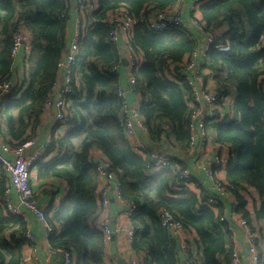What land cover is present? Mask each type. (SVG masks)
<instances>
[{"label": "trees", "instance_id": "obj_1", "mask_svg": "<svg viewBox=\"0 0 264 264\" xmlns=\"http://www.w3.org/2000/svg\"><path fill=\"white\" fill-rule=\"evenodd\" d=\"M180 1L94 0L97 8L85 18L71 94L65 97L69 130L62 136L51 135L48 153L34 167L38 180H59L67 186L65 196L45 214L51 224L59 226L58 234L49 237L50 248L69 250L74 264H105L104 239L94 225L99 173L98 164L89 158L93 148L106 157L122 196L136 205L130 222L141 230L135 232L130 247L135 253L144 252L143 264H178L177 241L158 220L161 209L170 211L186 231L192 230L199 238L198 264H229L220 216L213 211L225 199L213 208L206 205L204 193L196 195L182 187L174 192L172 184L179 171L153 174L147 170L144 158L132 150L120 116L117 91L123 52L108 42L106 19L108 12L122 7L136 20L131 45L143 62L133 67L132 91L140 98L137 108L150 144L161 147L165 142L173 151L187 148L193 91L175 71L197 50V40L189 25L187 31L174 28L155 33L145 18ZM69 10L68 0H0V85L14 83L0 102V121L10 137L7 143L18 145L29 139L27 130L44 112L58 80L57 63L67 47ZM197 12L199 34L213 32L230 44L227 53L208 49L205 54L203 68L208 73L202 77L203 85L210 80L213 92L223 100L231 98L233 106L232 119L208 126L207 138L217 146L230 147L222 169L226 186L236 189L234 210L250 219L243 193L253 189L260 203L255 218L264 220V0H215ZM20 30L31 35V44L27 74L16 81L12 80L13 36ZM114 67H119L117 72L112 71ZM6 189L7 177L0 167V264H24L25 222L8 214L3 202Z\"/></svg>", "mask_w": 264, "mask_h": 264}, {"label": "built area", "instance_id": "obj_2", "mask_svg": "<svg viewBox=\"0 0 264 264\" xmlns=\"http://www.w3.org/2000/svg\"><path fill=\"white\" fill-rule=\"evenodd\" d=\"M215 0H192V12L198 15V8L206 3L213 2ZM74 12L75 22L74 28L70 40L68 41L66 51L62 59L57 63L58 80L53 85L52 91L47 97L44 110H51L53 115V122L57 127H68V104L65 97L71 94V87L73 81V70L76 65L77 57L79 56V45L83 39L85 33V18L90 14V6L88 0H74ZM146 23L150 30L155 33H164L174 28L188 30V25L183 20V13L179 8H175L170 12H156L147 15ZM68 20V19H67ZM109 26L108 42L112 45H116L119 41H124V56L123 59L131 67L130 74L127 79V88L132 91L134 89L135 80L133 76V67L139 65L142 61V57L139 51L131 45V37L133 27L136 24V20L133 19L129 13L122 7L112 11L109 17L106 19ZM199 19L195 16L191 24L199 27ZM200 28V27H199ZM23 30L18 31L13 36V50L12 55L16 53L24 45ZM205 42L204 47L199 52L195 50L188 59L186 65L175 71V75H181L184 77L185 83L193 91L192 97L195 105L200 102L206 110L203 111L199 108L192 109V113L189 116L188 128L190 131L189 140L187 144V150H192L199 144L203 149L207 142L206 126L223 120H230V113L226 112V99H222L218 94L209 90L206 85H203L202 77L207 75L208 71L203 68L205 54L208 49H214L220 53H227L230 50L229 41L223 36L210 32L204 34ZM29 48H24V51H28ZM122 59V60H123ZM119 67L112 68V71L117 72ZM173 75H170V79ZM59 78H62L61 95L57 97L56 94L59 85ZM14 87V83L3 82L0 85V102L8 95ZM117 96L121 99L120 116L123 122L124 134L128 138L134 135V127L137 126L143 134H147L141 118L139 116L137 107H130L124 98V92L122 89H118ZM220 104V105H219ZM61 131H56L55 136H61ZM36 140L29 137L25 142L21 144H10L6 141L0 144V167L3 169L7 177V189L3 195V202L5 203L8 214L18 216L21 214L20 208L27 210L30 215L39 223L45 237L49 238L54 234H58L59 226L51 224L48 221V217L45 214V210L39 207L35 200V189L31 184V175L35 167V164L39 159L48 153V149L51 145V136L48 141L36 149ZM137 148V147H136ZM219 148V147H218ZM140 155L145 160V167L151 173L155 174L165 169H173L174 162L170 154L166 152L150 150L139 151ZM229 158V152L224 156L219 152L215 154L212 162V166L206 169V176L209 181V189L206 193V205L212 206L218 203V200L225 199L231 201V210L225 215H221L218 218L219 223L222 226L229 225L237 227L240 230V236L242 238L241 246H234L230 251L229 264H262V258L259 252V238L254 231L253 227L249 223V220L244 218L241 214L234 210L237 205L235 200V191L233 187H227L223 179L217 177L216 172L221 169L225 162ZM98 164V163H97ZM99 177L102 176V184L97 191L98 198V212L104 210L108 204L107 194L111 190L115 194V200L117 203L124 207L123 215L129 220V224L126 229L123 230L125 241L130 245L132 238L136 231H140L141 227L130 222L131 216L136 210V205L127 201L121 194L119 188V182L116 177L107 172V166L98 164L97 166ZM176 181L172 184V189L177 190L182 185H187L192 181L193 177L189 169H179ZM247 189L243 195H247ZM11 192H14L19 197L18 206H13L10 199ZM97 216V215H96ZM95 216V217H96ZM95 219V218H94ZM158 220L160 226L167 231L171 238H181L186 230L183 224L176 220L173 214L167 209H161L158 212ZM94 225L102 233L104 243L108 244L111 239L122 232L120 226L110 229L107 221L97 219ZM23 239L25 245H28L33 241V235L29 229L23 233ZM54 252L60 254L61 264H74V258L69 250L63 248H54ZM29 260L27 257L24 259ZM127 264H143V261L135 256L128 259Z\"/></svg>", "mask_w": 264, "mask_h": 264}, {"label": "crops", "instance_id": "obj_3", "mask_svg": "<svg viewBox=\"0 0 264 264\" xmlns=\"http://www.w3.org/2000/svg\"><path fill=\"white\" fill-rule=\"evenodd\" d=\"M90 6V14H92L96 8L97 4L94 0H88ZM192 0H181L171 9L166 12H170L175 8H179L183 13V20L187 25H189V31L197 40V50L200 52L204 47L205 36L203 33H198V29L191 24L192 19L197 16L199 19V15L192 12ZM69 17L66 23V43L71 38L74 22H75V12H74V0H68ZM193 13V14H192ZM192 14V16H191ZM110 13L108 12L107 18ZM24 45L22 48L18 50L16 55L13 58L12 71L13 78L12 80L22 81L27 74V60L30 54V44H31V35L28 32H25L24 35ZM124 41H119L116 45L120 48V51L123 52L122 57L124 56ZM29 48L26 52L24 48ZM142 57V56H141ZM142 61L139 63L141 64ZM131 67L127 64L126 67L123 66L118 73L120 75V88L124 92V98L127 104L130 107H137L139 105L140 98L133 91H130L127 88V79L130 74ZM60 88L56 94L57 97L62 96L61 94V85L62 78H59ZM209 90H214V85L209 80L206 85ZM226 112L230 113V119L233 117V106L232 99L229 98L226 100ZM191 109L199 108L203 111L206 110V107L198 102L196 105L194 103L190 104ZM206 126V132L208 126ZM61 131L64 135L69 128L68 127H56L53 122V115L51 110H44V112L40 115L37 124L33 127H29L27 130V135L34 138L36 140V149H40L42 145H44L51 135L56 134V131ZM209 134V133H208ZM61 135V136H62ZM210 137V136H209ZM10 137L8 135V131L2 121H0V144L4 141H9ZM128 142L132 148V150L140 155L139 151H150L156 150L161 152H166L171 155L173 158L174 166L173 170L178 171L180 168L189 169L192 174V181L187 183V185L180 186L177 190L172 189L174 192L180 191L182 188H187L190 192L201 195L202 193L206 194L210 185L206 176V169L212 166L213 158L215 154L219 152L224 156L227 152L230 151L229 146H217L213 143L211 139H207L206 145L203 149L196 142V145L192 150H171L168 145L163 142L161 147H155L150 144V141L147 137V134H143L140 129L135 126L134 127V135L128 138ZM137 147V148H136ZM219 147V148H218ZM89 158L92 162L107 165V159L104 154L98 149L93 148L90 151ZM35 168L32 171L31 175V184L35 189V200L39 207L44 210H47L50 205L56 206L57 203L65 196L67 192V186L62 181L59 180H38L37 175L35 173ZM217 177L219 179L224 180V170L221 168L217 172ZM103 177H99V186L102 184ZM182 187V188H181ZM38 191V192H37ZM108 204L107 207L99 211L97 216L95 217V222L97 219H102L107 221L110 229H114L117 226L122 228V232L118 235L114 236L108 244H105L103 251V260L105 264H127V261L130 257L135 256L138 259L144 261L145 254L144 252H133L130 245L125 241V237L123 234V230L129 224V220L123 215L124 207H121L117 201L115 200V194L113 191H109L107 194ZM175 197V196H173ZM97 198V195H96ZM246 204L245 209L249 213V223L253 227L259 238V252L262 258V262L264 263V220H256L254 210L258 208L260 203L258 199V194L253 190L249 189L247 191V195L244 196ZM11 203L13 206H18L19 197L14 192L10 194ZM98 201V198H97ZM221 206H217L214 208V212L216 214L225 215L231 210V201L225 200V202L218 203ZM21 214L19 217L25 222L26 229H29L33 235V241L28 245L23 246V261L27 257L29 260H25L24 264H61V256L60 254L54 252L49 246V238L45 237L43 230L39 223L30 215V213L24 208H20ZM218 216V217H219ZM224 231V242L225 248L230 251L234 246L242 245V238L240 236V230L237 227L225 225L221 227ZM179 250H177V259L178 264H198L201 258L202 246L200 244L199 238L192 230H187L185 234L176 239ZM223 261V258H221ZM262 263V264H263Z\"/></svg>", "mask_w": 264, "mask_h": 264}, {"label": "water", "instance_id": "obj_4", "mask_svg": "<svg viewBox=\"0 0 264 264\" xmlns=\"http://www.w3.org/2000/svg\"><path fill=\"white\" fill-rule=\"evenodd\" d=\"M122 65H123L124 67L127 66V62H126L124 59L122 60ZM61 90H62V89H61ZM107 172H110V169H107ZM176 250H179L178 243L176 244Z\"/></svg>", "mask_w": 264, "mask_h": 264}, {"label": "rangeland", "instance_id": "obj_5", "mask_svg": "<svg viewBox=\"0 0 264 264\" xmlns=\"http://www.w3.org/2000/svg\"><path fill=\"white\" fill-rule=\"evenodd\" d=\"M193 6V4L191 5V7ZM34 188V187H33ZM38 192V191H37Z\"/></svg>", "mask_w": 264, "mask_h": 264}]
</instances>
